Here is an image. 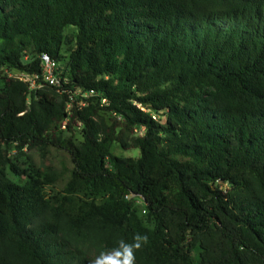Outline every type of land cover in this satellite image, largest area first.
<instances>
[{
    "label": "trees",
    "instance_id": "16d2710c",
    "mask_svg": "<svg viewBox=\"0 0 264 264\" xmlns=\"http://www.w3.org/2000/svg\"><path fill=\"white\" fill-rule=\"evenodd\" d=\"M41 53L59 87L3 74ZM0 82V264H264V0H0Z\"/></svg>",
    "mask_w": 264,
    "mask_h": 264
},
{
    "label": "rangeland",
    "instance_id": "374dc122",
    "mask_svg": "<svg viewBox=\"0 0 264 264\" xmlns=\"http://www.w3.org/2000/svg\"><path fill=\"white\" fill-rule=\"evenodd\" d=\"M77 33V28L73 27V26H68L65 29V34L67 35L68 38L73 39L75 37ZM68 50V46H65L63 48V52L66 53ZM33 57V52L31 49L28 50L27 55L23 58V61L26 63L28 62L31 58ZM66 62H62L60 64V69H61V73H64V66H65ZM14 71V69H10L8 67H5L3 69V74H7L8 73H12ZM67 71L65 70V73ZM66 76V74L64 75ZM2 88V84L0 82V89ZM111 115H106L105 117L107 119H110ZM62 131H64L62 133L63 137H68L70 135L69 132H66V128L65 126L62 127ZM80 130L77 128L75 131V135H74V139L76 140V142H79L81 140V136H80ZM143 132V128L139 127L137 130V134H141ZM111 151L113 154L120 156V157H138L140 155V150L138 148H131L129 150H125L118 142H114L112 147H111ZM26 154L25 156L19 157L16 154V151L13 149L11 152V157L13 159L14 162H16L17 164H19L21 167L23 168H27L29 165L34 164V166H41L43 167L44 165H56L55 167H60L62 166V162H67L68 160V155L64 152L61 151H57L55 149H51L49 154L47 155V157L42 155V151L39 150L38 148H31V149H27L26 150ZM222 187H226L227 185L224 183L220 184ZM49 191V188H48ZM101 200V199H100ZM137 203L138 205H140V207L143 206V200L142 199H137ZM92 257L93 259H95L97 257L96 253L93 252L92 253ZM195 259L198 260V252L195 253Z\"/></svg>",
    "mask_w": 264,
    "mask_h": 264
},
{
    "label": "built area",
    "instance_id": "2783aa9c",
    "mask_svg": "<svg viewBox=\"0 0 264 264\" xmlns=\"http://www.w3.org/2000/svg\"><path fill=\"white\" fill-rule=\"evenodd\" d=\"M39 58L42 69L41 72H29L15 69L12 73H8V76L27 82L30 91L40 89L45 85L59 87L62 79L60 69L61 63L47 53H41ZM90 93H94V91L92 90ZM88 94L87 92L86 95ZM103 102L106 103L107 100L103 99Z\"/></svg>",
    "mask_w": 264,
    "mask_h": 264
},
{
    "label": "clouds",
    "instance_id": "9594fccd",
    "mask_svg": "<svg viewBox=\"0 0 264 264\" xmlns=\"http://www.w3.org/2000/svg\"><path fill=\"white\" fill-rule=\"evenodd\" d=\"M146 235L137 234L132 242L121 239L111 250L101 251L91 264H135V252L148 243Z\"/></svg>",
    "mask_w": 264,
    "mask_h": 264
}]
</instances>
